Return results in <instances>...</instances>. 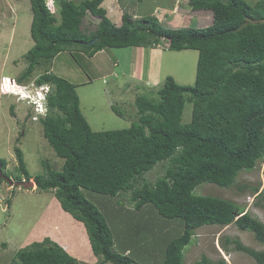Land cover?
<instances>
[{"label":"trees","instance_id":"1","mask_svg":"<svg viewBox=\"0 0 264 264\" xmlns=\"http://www.w3.org/2000/svg\"><path fill=\"white\" fill-rule=\"evenodd\" d=\"M53 1L57 16L45 0H29L34 43L25 54L27 67L20 80H31L37 66L64 51L93 57L110 48H153L164 41L169 51H197L194 83L179 85L167 76L156 90L157 100L135 96L136 121L129 128L93 132L80 112L76 86L44 68L34 81L51 86L50 111L39 123L48 145L62 159L61 168L53 170L43 161L44 175L31 176L21 150L15 148L20 175L14 180L32 178L36 190L52 192L60 208L83 224L98 264L138 262L126 247L113 250L109 226L83 190L116 198L115 204L119 195L130 192L133 209L151 204L159 216L182 220V232L166 243L160 260L149 264H184L185 247L203 226L234 224L264 244V225L256 218L232 201L195 193L201 184L232 186L238 173L253 169L257 161L263 162L264 172V0H188L191 10L210 11L212 24L178 29L165 28L150 15L136 21L127 12L116 26L100 6L103 0ZM88 15L98 20L93 29L83 27ZM186 103L192 105L191 118L183 124ZM164 162V172L153 184L141 179ZM5 166L0 159V171L9 178ZM226 244L264 264V252L237 239H225V252ZM9 264L80 263L44 238L17 250ZM192 264L227 263L202 255Z\"/></svg>","mask_w":264,"mask_h":264},{"label":"rangeland","instance_id":"2","mask_svg":"<svg viewBox=\"0 0 264 264\" xmlns=\"http://www.w3.org/2000/svg\"><path fill=\"white\" fill-rule=\"evenodd\" d=\"M161 1L172 2V0ZM246 1L253 3L256 0ZM185 4V2L180 4L182 9ZM137 12H140L138 8ZM143 12L146 13L145 10ZM51 13L57 16V10L54 9ZM199 14L190 12L188 17L191 21H186L179 27L204 28L212 24L213 15L210 11ZM31 19L29 0H0V159L6 162L4 173L14 182V179L20 175L14 154L15 148L21 150L25 168L31 176L44 175L43 161L48 162L53 170H60L62 164V159L55 155L43 137L39 121H33L30 117L35 115L33 110L16 97L6 94V92L16 94L10 88L29 81L20 78L27 67L25 54L34 43L30 36ZM97 21L88 15L83 27L93 29L92 23ZM158 21L160 23L159 19ZM160 25L164 27L165 24L160 23ZM166 46L167 43L161 41L153 48L137 49L149 55L145 57L144 68L140 69L142 73L144 69L142 82L134 80L132 56L136 48L131 47L106 49L93 57H89L83 51L61 52L45 65L37 66L31 81L44 72L45 68L50 74L76 86L80 112L93 132L127 129L136 121L133 104L135 96L142 95L157 100L156 90L161 87L167 76H171L179 85L194 83L197 51H169ZM147 79H152L156 83L148 86ZM112 107L121 115L115 114ZM191 109L192 105L186 103L181 121L183 124L190 121ZM166 165L167 162L157 165L141 179L153 184L155 179L163 174ZM29 181L33 179L30 178ZM140 183L141 180L136 186ZM82 192L104 216L112 234L113 250L122 252L125 247L130 249L132 259L138 264H149L160 260L166 243L182 232V220L159 216L151 204L144 205L140 210L133 209L129 201L130 192L119 195L117 204H115L116 198L85 190ZM195 193L232 201L264 225L262 161H257L251 170L239 172L230 187L201 184L195 189ZM50 197L54 199L52 192H40L36 190V186L22 189L0 182V264H9L14 253L23 248L21 245L29 230L37 223L40 214L44 213L46 203L52 201ZM51 209L57 215L56 207L53 206ZM78 230L79 234L83 236L84 231L87 236L84 227ZM40 233L38 231L32 233L33 238H37L34 241H42L43 237ZM193 233L190 245L185 247L183 252L184 264H192L202 255L213 262L224 260L227 264H257L245 253L235 251L232 244H226L225 252L222 248L225 239H237L249 249L264 252V244L257 242L252 233L238 230L234 224L225 227L203 226ZM125 237L127 239H124ZM70 244L73 249L74 243ZM27 245L29 244L25 246ZM69 249L70 247L67 246V250ZM89 251H86L84 256H74V254L73 256L83 264L88 263L89 258L93 257L94 261L89 263L98 264L99 259L93 256L90 244Z\"/></svg>","mask_w":264,"mask_h":264},{"label":"crops","instance_id":"3","mask_svg":"<svg viewBox=\"0 0 264 264\" xmlns=\"http://www.w3.org/2000/svg\"><path fill=\"white\" fill-rule=\"evenodd\" d=\"M72 1L78 4L82 0H72ZM163 2L164 1L161 0H120V1L103 0L100 6L105 10L106 17L116 26L120 25L122 14L124 12H127L130 15H132L134 19H139L141 16H146V15L154 16L160 20L161 24L162 23L165 24L164 27H168L171 29L173 28L178 29L180 28L179 26L181 24H184V22L191 21V19H189L188 17L190 12H193L196 15H200L199 13L203 12V11L191 10L188 0H172V2L170 1H166L165 3ZM182 2L186 3L183 6L184 9H182L180 5ZM165 4H167V6H165ZM128 6H131V8L127 9ZM137 8L140 10V12H137ZM144 10L146 13L143 12ZM194 24H196V22H194ZM137 49L139 48H136L135 49L136 51L134 50L132 56L133 57L132 70L134 72V80L136 82H142L144 81V75H143L144 69H143V73L140 71V69L144 68L143 66H145L144 65L145 57L146 55H148V53L145 51L141 53V51H138ZM147 81L149 82L147 83L148 86L156 83L152 79H147ZM50 198L52 199V201L46 203L44 208L45 211L43 210L44 213L42 212L40 214L39 218L37 219L38 220L37 223L33 227H31V230H29L26 239H24L21 246L24 247L26 244H30V242L31 243L39 242V241H34L37 238H33L32 235L34 231L35 232L38 231L41 232L40 236L43 237V239L49 238L50 240H52V242L60 246L66 253H68L69 255L71 254L73 258L75 255L84 256L86 251L87 252L89 251V241L87 236H85L84 231H83V236L79 234L78 229H80V227L82 228L83 225H81L78 221L70 217L69 214L64 212L60 208L59 203H57V200L55 198L54 199L52 197ZM53 206L56 207V209L58 210L57 215L54 213L55 211L51 209V207ZM61 217H63V219ZM77 230H78V234L76 232ZM73 232H75L74 235ZM72 242L74 243L73 249H72V244H70ZM67 246L70 247L69 250H67ZM127 252L128 250L125 253ZM75 259L77 262H79V259L77 257ZM93 259H94L93 257H90L89 262H93L94 261ZM89 262L86 264H90ZM79 263L83 264L81 262Z\"/></svg>","mask_w":264,"mask_h":264},{"label":"clouds","instance_id":"4","mask_svg":"<svg viewBox=\"0 0 264 264\" xmlns=\"http://www.w3.org/2000/svg\"><path fill=\"white\" fill-rule=\"evenodd\" d=\"M10 89L16 94L6 92L8 96L16 97L33 110L35 113L32 117L33 121L43 120L49 115L48 102L51 95V86L49 84H37L35 81L29 80L24 84L13 85Z\"/></svg>","mask_w":264,"mask_h":264},{"label":"water","instance_id":"5","mask_svg":"<svg viewBox=\"0 0 264 264\" xmlns=\"http://www.w3.org/2000/svg\"><path fill=\"white\" fill-rule=\"evenodd\" d=\"M92 43H94V41L87 43V45H90ZM0 178H3L4 182H6L8 185L14 186V187H19L22 189H29V188H32L33 186H35L33 181H15L14 182L9 178H5L1 171H0Z\"/></svg>","mask_w":264,"mask_h":264},{"label":"built area","instance_id":"6","mask_svg":"<svg viewBox=\"0 0 264 264\" xmlns=\"http://www.w3.org/2000/svg\"><path fill=\"white\" fill-rule=\"evenodd\" d=\"M45 4L50 11L54 10V1L53 0H45Z\"/></svg>","mask_w":264,"mask_h":264},{"label":"flooded vegetation","instance_id":"7","mask_svg":"<svg viewBox=\"0 0 264 264\" xmlns=\"http://www.w3.org/2000/svg\"><path fill=\"white\" fill-rule=\"evenodd\" d=\"M10 109H11V108H10ZM11 110H12V109H11ZM10 114H11V113H10ZM12 114H13V113H12ZM12 114H11V115H12ZM14 116H15V115H14ZM14 116H13V117H14ZM30 117H33V116H30Z\"/></svg>","mask_w":264,"mask_h":264}]
</instances>
